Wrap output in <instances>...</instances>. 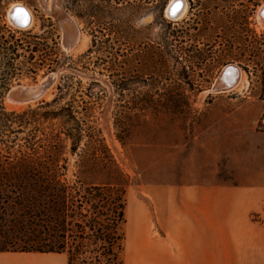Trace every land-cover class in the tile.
I'll return each mask as SVG.
<instances>
[{
    "label": "rangeland",
    "instance_id": "1",
    "mask_svg": "<svg viewBox=\"0 0 264 264\" xmlns=\"http://www.w3.org/2000/svg\"><path fill=\"white\" fill-rule=\"evenodd\" d=\"M171 1L0 0V112L26 114L23 124L13 120L14 143L0 139V156L31 154L33 137L36 147L64 139L62 120L51 119L55 112L66 110L85 132L92 127L102 161L80 169L92 153L87 133L76 155L65 141L66 177L125 190L124 245L139 208L159 239L164 190L264 187V81L250 53L264 48L257 16L264 0H186L187 13L176 21L166 16ZM15 4L32 12L29 29L10 24ZM63 15L78 31L74 50L63 42ZM229 64L241 69L244 85L210 93ZM52 73L56 81L39 100L8 101L13 87L37 85ZM44 149L36 148L39 156Z\"/></svg>",
    "mask_w": 264,
    "mask_h": 264
},
{
    "label": "trees",
    "instance_id": "2",
    "mask_svg": "<svg viewBox=\"0 0 264 264\" xmlns=\"http://www.w3.org/2000/svg\"><path fill=\"white\" fill-rule=\"evenodd\" d=\"M250 53L258 57L255 65L260 67L264 81V48L260 46ZM244 70L248 71L247 65ZM61 112L51 114V119L62 120L60 134L64 139L57 136L36 147L40 141L35 142L33 137L31 154L0 156V252L64 254L68 264H123L125 190L86 182L80 176L74 182L67 179L65 141H71L69 152L76 155L87 133L92 153L86 159L82 156L80 169L86 167V161L92 160L95 166L104 152L92 127L85 132L75 116ZM24 116L0 112L2 144L8 147V143L15 142L9 136L16 133L13 120L23 124ZM36 148H46V155L39 156Z\"/></svg>",
    "mask_w": 264,
    "mask_h": 264
},
{
    "label": "crops",
    "instance_id": "3",
    "mask_svg": "<svg viewBox=\"0 0 264 264\" xmlns=\"http://www.w3.org/2000/svg\"><path fill=\"white\" fill-rule=\"evenodd\" d=\"M162 192L167 209L159 239L138 206L124 264H264L263 186L196 184ZM0 264L68 263L64 254L0 252Z\"/></svg>",
    "mask_w": 264,
    "mask_h": 264
},
{
    "label": "bare ground",
    "instance_id": "4",
    "mask_svg": "<svg viewBox=\"0 0 264 264\" xmlns=\"http://www.w3.org/2000/svg\"><path fill=\"white\" fill-rule=\"evenodd\" d=\"M187 10H188V4L186 0H172L166 9V16L168 17V19L173 21L180 20L186 15ZM261 12L262 9L260 10V13ZM8 18L10 24L19 30H23L24 28L29 29L30 27H32L34 23V16L32 12L28 8L22 6L21 4H15L11 7L8 13ZM259 20L264 21V14H260ZM61 21L64 32L63 42H65V44L68 46L67 48L69 51L74 50L77 46L78 31L76 30V27L72 22V20L68 19L66 15L62 16ZM231 66L232 67L228 69L229 71H227L224 74L222 79V84L224 86L223 89H226V90H222L223 92L224 91L228 92V90L230 91L231 89L240 90L242 88V85H244L243 73L240 71V69L237 66L235 65H231ZM225 70L226 69L224 68L222 70V73ZM55 76H56L55 74L49 75V77L51 78H55ZM42 81L39 82V84L42 83ZM45 93H46L45 89L39 88L38 85L21 86L17 92L18 94L17 100H15L14 102L16 104H26L28 102L35 101V100H31L32 99L31 96L35 95L36 97H41Z\"/></svg>",
    "mask_w": 264,
    "mask_h": 264
},
{
    "label": "water",
    "instance_id": "5",
    "mask_svg": "<svg viewBox=\"0 0 264 264\" xmlns=\"http://www.w3.org/2000/svg\"><path fill=\"white\" fill-rule=\"evenodd\" d=\"M264 5V4H263ZM261 6V7H259V8H261L262 9V12L260 13V14H264V6ZM257 16H258V21H259V23L262 25V26H264V21L263 20H259V15H258V11H257ZM264 28V27H263ZM230 65V66H229ZM229 65H227L226 67H224L226 70L222 73V71L220 72V76L218 75V77H217V79H216V82L214 83V85L212 86V88H211V90H210V93H212V94H220V93H223V91L222 90H226V89H223L224 88V86H223V84H222V79H223V76H224V74L227 72V71H229L228 69H230L232 66L231 65H233V64H229ZM238 67V66H237ZM223 68V69H224ZM239 68V67H238ZM240 69V68H239ZM240 71H241V69H240ZM52 74H55L56 76H55V78H51V77H49V75L44 79V81H42V83H40V84H37L38 85V87L39 88H41V89H45V91H46V93L53 87V85H54V83H55V81H56V78H57V74L56 73H52ZM21 86H16V87H13L9 92H8V95H7V99H8V101H9V99L10 100H12V101H15V100H17V92H18V90H19V88H20ZM231 91V90H230ZM225 92V91H224ZM45 93V94H46ZM44 94V95H45ZM44 95H42L41 97H36L35 95H33V96H31V100H35V101H37V100H39L40 98H42ZM37 98V99H36ZM35 101H31V102H35ZM11 102V101H10ZM28 103H30V102H28Z\"/></svg>",
    "mask_w": 264,
    "mask_h": 264
},
{
    "label": "clouds",
    "instance_id": "6",
    "mask_svg": "<svg viewBox=\"0 0 264 264\" xmlns=\"http://www.w3.org/2000/svg\"><path fill=\"white\" fill-rule=\"evenodd\" d=\"M150 19H151V17H146L143 20L139 21L136 26L139 27L141 24L147 23ZM155 31H157V30L154 29L153 33H155Z\"/></svg>",
    "mask_w": 264,
    "mask_h": 264
}]
</instances>
